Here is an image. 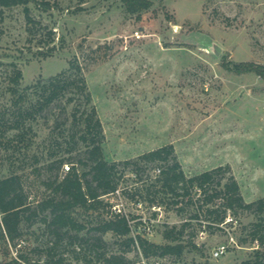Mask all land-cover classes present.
<instances>
[{"label":"rangeland","instance_id":"374dc122","mask_svg":"<svg viewBox=\"0 0 264 264\" xmlns=\"http://www.w3.org/2000/svg\"><path fill=\"white\" fill-rule=\"evenodd\" d=\"M46 1L50 3L47 9L42 3ZM151 1L150 8L132 13L126 0H36L28 5L32 23L27 21L24 6L0 7V110L12 121L19 94L24 105L37 99L32 89H23L68 69L76 56L103 123V152L108 160L136 159L173 144L188 175L230 165L246 201L263 197L264 77L253 70L237 73L232 68L239 63L264 66V0ZM53 47L51 56H35ZM14 66L23 72L16 96L8 90ZM77 100L83 104L82 97ZM60 104L28 119L23 141L17 140V129L0 124V179L22 176L25 189L36 200L50 194L46 179L65 174L63 169L58 172L47 166L61 159L72 166L69 158L86 148L79 131L77 150H66L74 104ZM65 119L67 123L56 128V122ZM55 138L63 144L52 155ZM156 169L151 170L152 175L157 174ZM126 178L124 186L140 185L134 175ZM120 193L107 197L113 208L135 218H150L152 233L136 221L134 237L141 234L164 244L168 242L163 236L166 225L180 226L191 219L183 240L193 243H188L184 253L151 257L150 264L157 259L162 264H242L257 248V244L239 246L231 240L240 235L237 226L224 223L220 226L226 233L214 230L200 238V224L207 223L203 216L192 219V208L181 213L163 205L154 209L140 198L141 209L122 189ZM74 215L87 224V230L101 217H110L102 208L88 212L78 208ZM253 219L247 213L239 218L241 224ZM1 221L0 213V228ZM24 233L16 246L0 238V260L8 264L23 254L29 264H49L45 255L52 237L45 224L24 225ZM104 238L114 250L122 240L112 232ZM222 244L228 246L227 253L214 258L213 251ZM74 248L64 243L54 253L53 264H86L76 258ZM127 255L135 260L143 257L138 246ZM61 256L65 261L56 263Z\"/></svg>","mask_w":264,"mask_h":264},{"label":"trees","instance_id":"16d2710c","mask_svg":"<svg viewBox=\"0 0 264 264\" xmlns=\"http://www.w3.org/2000/svg\"><path fill=\"white\" fill-rule=\"evenodd\" d=\"M36 0H0V7L11 8L24 6L28 23L33 22L29 4ZM45 8L49 2H42ZM130 12L136 13L150 8L151 0H126ZM31 29V28H30ZM53 34V32H50ZM55 48L48 52H39L35 56L49 57ZM69 68L48 78H41L36 83L25 87L23 92L33 90L37 99L29 105H24L23 95L19 94L22 70L14 66L9 76L8 90L20 98L14 102L17 112L11 118H6V112L0 110V124L9 125L7 128L17 129L16 138L23 141L24 124L28 119L36 117L55 103L74 104L72 113L73 122L69 140H66V150L69 153L77 150L80 139L85 143V149L72 156L73 163L69 172L61 178L58 173L55 177L44 181L48 196L36 200L29 195L24 186L22 176L15 174L0 179V213L2 214L0 238L7 245L18 244L24 236V225L33 226L42 221L52 237V245L45 255L49 264L55 263L53 258L56 250L64 243L75 247L72 251L77 259L82 258L86 264L99 262L102 264H143L142 260L130 258L127 253L136 248L141 250L142 256L149 261L151 257L164 258L167 256H181L188 243L184 242L186 228L191 225V219L178 225H166L163 231L168 241L159 244L150 241L147 237L137 234L132 236L133 228L129 218H135L129 213L115 211L114 204L107 197L117 190L132 199L136 204L141 199L153 206H165L166 209L181 213L192 208V219L203 216L206 225L200 224L201 231L213 233L214 230L226 231L220 226L226 223L231 228L240 230L236 242L239 246H254V254L242 264H264V196L253 201H246L241 186L232 173L230 165H220L195 175H188L178 159L173 144L150 150L136 159L110 161L103 152L105 131L103 123L94 104L93 95L88 87L84 68L78 57L69 61ZM232 69L237 73L256 71L264 77V66H255L253 63H239ZM78 97H82L83 104ZM84 105L85 108L81 109ZM67 123L56 122V128ZM82 128L76 129L78 126ZM63 142L55 138L51 147L52 155L62 146ZM65 159L55 160L47 166L49 170L64 171ZM69 164V163H68ZM159 164V174L152 175L151 170ZM127 175H134L139 186L129 188L126 183ZM170 200V202L168 201ZM145 203V202H144ZM82 208L86 212L91 210L107 209L109 218L101 217L97 224L87 230V224L80 222L74 212ZM243 213L254 216L248 224H241L239 218ZM142 224V222H137ZM138 226V224H137ZM204 227V228H203ZM83 231H85L84 234ZM112 232L122 238L117 249H110L105 234ZM231 233V232H229ZM234 234V233H233ZM236 237V236H235ZM137 243V246H136ZM197 247L196 244H194ZM80 247L81 250H77ZM29 258L20 254L8 264H29ZM61 256L56 263H63ZM0 264H5L0 260Z\"/></svg>","mask_w":264,"mask_h":264},{"label":"built area","instance_id":"2783aa9c","mask_svg":"<svg viewBox=\"0 0 264 264\" xmlns=\"http://www.w3.org/2000/svg\"><path fill=\"white\" fill-rule=\"evenodd\" d=\"M70 169H71V165L68 164V163H66V164L64 165V172L67 173V172L70 171ZM160 171H161V170H160L159 168L156 169V173H157V174H159ZM115 194H119V195H121V193H120V189L117 190ZM135 205H136L138 208H141V209L144 207V204H143L142 201L137 202ZM153 208L156 209L157 206L154 205ZM114 209H115V211L122 212L121 209H117V208H114ZM125 213L127 214V212H125ZM127 217L129 218V222H130L132 228H134V224H136V221H141V222H142V226H143V230H144V231H147L148 233H152L153 229H152V226H151L150 223H149L150 218L148 219V218H146V217H141V216H139V217H137V218H130L128 214H127ZM205 234H206V231H205V230L200 231V238H205ZM231 240L234 241V242H236L233 236H231ZM227 251H228V246L225 245V244H222V245L218 246V247L213 251V257H214V258H219V257L223 256L224 254H226ZM142 263H143V264H150L149 261H148L147 259H145L144 257H142ZM153 264H162V261H161L160 259H157V260H155V261L153 262Z\"/></svg>","mask_w":264,"mask_h":264},{"label":"water","instance_id":"95a60500","mask_svg":"<svg viewBox=\"0 0 264 264\" xmlns=\"http://www.w3.org/2000/svg\"><path fill=\"white\" fill-rule=\"evenodd\" d=\"M219 51H220V47L217 46V52H219Z\"/></svg>","mask_w":264,"mask_h":264}]
</instances>
